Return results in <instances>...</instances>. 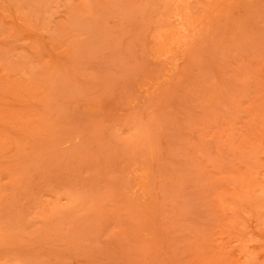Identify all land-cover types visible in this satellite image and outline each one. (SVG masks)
I'll return each mask as SVG.
<instances>
[{
  "label": "rangeland",
  "instance_id": "rangeland-1",
  "mask_svg": "<svg viewBox=\"0 0 264 264\" xmlns=\"http://www.w3.org/2000/svg\"><path fill=\"white\" fill-rule=\"evenodd\" d=\"M0 264H264V0H0Z\"/></svg>",
  "mask_w": 264,
  "mask_h": 264
}]
</instances>
